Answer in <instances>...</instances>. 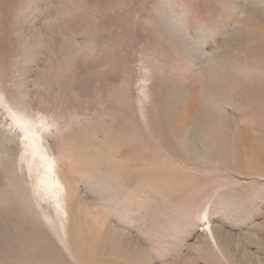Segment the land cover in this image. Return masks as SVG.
<instances>
[{
	"label": "rangeland",
	"instance_id": "1",
	"mask_svg": "<svg viewBox=\"0 0 264 264\" xmlns=\"http://www.w3.org/2000/svg\"><path fill=\"white\" fill-rule=\"evenodd\" d=\"M261 10L264 0H0V264L35 263L20 236L31 224L66 264H264V109L225 86L199 93L219 99L230 162L188 116L213 71L264 85L251 22ZM17 117L56 159L63 209ZM162 124L188 127L195 147L172 137L173 153L162 148ZM83 237L106 246L87 253Z\"/></svg>",
	"mask_w": 264,
	"mask_h": 264
},
{
	"label": "bare ground",
	"instance_id": "2",
	"mask_svg": "<svg viewBox=\"0 0 264 264\" xmlns=\"http://www.w3.org/2000/svg\"><path fill=\"white\" fill-rule=\"evenodd\" d=\"M251 22L253 24H256L259 27H261V31L255 37V43L257 45H259V47L262 45L263 49L260 47L262 50L260 51V49H259V51L262 52L264 55V27H262L264 25V10L259 11L257 13L256 17L253 18V20ZM257 54H259V53H257ZM260 59H262V58H260ZM257 66H255V67H257ZM262 69H264V67ZM201 86L203 89L199 90L198 93L196 91H194L192 93V89H191V93L195 94V96H193V97H195V99H196L195 103L191 102L193 109H194L193 110L194 116H192L191 114H189V115L187 114V115L189 116V119L192 121V123H191V124H193L192 126L202 130V133L205 137L207 135L208 138L218 140V143H219V145H221V147L218 145L216 147V149L213 151L214 154L216 156L219 154H223L226 161L230 162L229 153L225 149V146L227 147V144H226L227 137L225 136V128H226L225 126L226 125H225V122L223 120L224 117H223L222 107L219 103V99L217 102L216 95H212V98H211L212 100H211L210 98H207V97L203 96L202 94L199 95V93H201V91L204 90L205 88H209V89H211V92H209L211 94L212 91H214V89H216L217 87L225 86V88H227V90L230 89L229 91H231V93L233 95H235V94H236V96L241 95L242 98L244 99V101L246 102V104H248L250 107L255 108V109H258V108L264 109V85L254 82V80L252 78L248 81H245V79H242V78L236 77V76H234L233 78H229L228 73L225 74V76H224V73L222 75L220 70L219 71L217 70V71H213L212 76H210V80L203 82V85H201ZM174 101H175V99L172 100V102H174ZM166 104H167L166 100L161 101L162 111H161L160 115H161V117H163V119L165 121L167 119V115H168V111H169ZM189 109H190V107L188 108V111H190ZM16 116H18V115H16ZM17 119H18L19 124L21 123L19 126H22V129L24 131L23 138H25L27 141V149H28L27 151L30 152L32 157L37 158V164H39L42 167V169L44 170V173H43L44 177L42 178L43 187L47 191H49V194L52 196V198L55 199L57 206L62 208L61 203H62V201H64V195L67 192V185L65 184V182L61 178V175L56 170V166H57L56 159L54 158L53 154L51 153L49 146L44 142V140L42 138L43 136L39 134V131L36 130V128H34L32 125H29L28 124L29 122L27 123L26 121L22 120V118L17 117ZM189 119L186 118V119H184V121L187 122V120H189ZM201 127H202V129H201ZM157 132L161 136V138H160L161 142L159 143V145L162 148H165V149L171 151L172 153H173L172 146L174 144L173 141L171 140L172 137H175L178 141L182 140L183 143L185 140L186 145H189V149H192V147H195L192 144L191 136L188 134L189 133L188 127L176 126L174 128H169L168 124H166V125L162 124L159 126V130H157ZM195 140H196V138H195ZM222 146H223V148H222ZM187 160H189V159H187ZM234 163H235V161H234ZM22 200H24V199H22ZM23 202H25V201H23ZM31 221H32V218H31ZM27 227L29 228V231H28L29 233L24 234V235H20V236H21L22 241L26 240L27 243L29 245H31V247H29L31 252L26 251V250L23 251V252H25V256L23 258H25L26 256L29 255L35 259L34 262L36 264H41V263L42 264H66L63 256L61 255V253H59V251L57 249L56 250H53V249L47 250L44 247V244H42L37 239V237H39V239H40L41 236H44V234L42 233V227L41 226H39L38 224H36V225L31 224ZM89 241H90L89 238L83 237L82 241L80 242V246L87 247V251H86L87 253L88 252L93 253V254L100 253L103 250V248H105V246H106L105 243H96V244H94V246H92V244L88 243ZM32 253L34 255H32ZM15 254H16V252H15ZM23 255H24V253L22 255H19V257H21ZM55 258H56V260H55ZM94 264H103V263L94 262ZM107 264H119V263H117L116 260H114V259H110Z\"/></svg>",
	"mask_w": 264,
	"mask_h": 264
}]
</instances>
